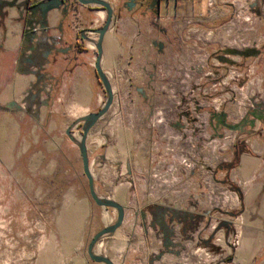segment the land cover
Listing matches in <instances>:
<instances>
[{
    "label": "crops",
    "instance_id": "0c3cea01",
    "mask_svg": "<svg viewBox=\"0 0 264 264\" xmlns=\"http://www.w3.org/2000/svg\"><path fill=\"white\" fill-rule=\"evenodd\" d=\"M47 1L0 0V168L12 171V186H43L55 171H74L78 177L75 195L63 196L68 205L55 225L43 216L35 238L40 244L33 242L38 250L31 253L33 264H104L90 258L88 247L99 231L117 220L118 212L97 205L90 190L81 192L85 185L89 189V182L74 138L82 135L79 120L99 111L107 99L95 67L98 54L93 41L98 35L92 32L104 25L107 11L64 0L44 14L37 5ZM105 1L112 5L113 22L102 42L101 67L113 87L114 100L90 130L87 147L97 194L123 205L125 218L121 227L97 243L96 253L115 264H179L182 261L159 259L179 260L185 251L191 254L202 248L218 258L208 264H264V140L250 138L249 148L225 171L221 182L231 202L228 208L219 207L216 216L199 218V224L196 217L204 201L195 200L193 189L185 197L171 195L169 205L155 204L152 195L135 191L138 185L148 187L152 148L146 138L154 132L143 129L140 122L141 91L148 90V76L152 77L140 59L154 57L156 49L164 58L167 28L177 27L179 21H213L215 1ZM236 5L251 6L253 24L259 25L255 15L264 10V0H237ZM228 12L223 7L219 13ZM128 105L138 108L130 117L125 113ZM15 195L17 202L25 196L28 202L45 198L18 190ZM163 205L193 215L172 222V239L183 245L172 247L173 252L166 251L160 227L152 226L156 213L166 208ZM208 217L215 224L208 225ZM162 252L161 258L153 260Z\"/></svg>",
    "mask_w": 264,
    "mask_h": 264
},
{
    "label": "rangeland",
    "instance_id": "374dc122",
    "mask_svg": "<svg viewBox=\"0 0 264 264\" xmlns=\"http://www.w3.org/2000/svg\"><path fill=\"white\" fill-rule=\"evenodd\" d=\"M213 1V21H179L177 27L167 28L164 58L156 49L154 57L140 59L152 72L146 83L148 90L141 91L144 105L140 122L143 129L154 132L146 138L152 148L148 187L138 185L134 189L152 195L154 203L160 205H169L171 195L185 197L193 189L196 201L207 202L198 209L196 223L210 214L216 216L219 207L228 208L231 202L226 200V187L221 182L225 171L241 151L249 148L250 138L264 140V10L255 15L259 19L255 25L251 6L240 9L237 0ZM223 7L229 8L226 16L219 13ZM246 11L249 14L242 13ZM253 47L260 50L257 56L225 53L227 49ZM133 109L138 108L125 106L126 115ZM77 178L74 171H55L43 186H12V171L0 168V264H33L31 253L38 251L33 242L40 244L35 238L43 216L50 226L55 225L60 211L68 205L63 196L75 195ZM17 190L25 195H43L44 201L28 202L25 196L17 202ZM81 192L89 194L88 187L85 185ZM208 219V225L215 222L212 217ZM210 252L200 248L191 254L185 251L179 260L166 256L159 261L208 264L218 259Z\"/></svg>",
    "mask_w": 264,
    "mask_h": 264
},
{
    "label": "water",
    "instance_id": "95a60500",
    "mask_svg": "<svg viewBox=\"0 0 264 264\" xmlns=\"http://www.w3.org/2000/svg\"><path fill=\"white\" fill-rule=\"evenodd\" d=\"M83 4H93L96 6L103 7L107 11V18L104 23V25L100 28L93 29L92 32L98 35V39L93 41L95 44V48L97 49V59H96V64L95 67L97 69V72L104 84L105 90L107 92V99L105 101V104L103 107L94 113H90L83 117L79 122H83L82 125V135L79 139H75L74 141L78 144L81 155H82V162H83V170L84 173L88 179L89 182V190H90V195L92 199L95 201V203L99 206H102L104 208H113L118 212V217L115 223L106 226L104 229L99 231L91 240L89 247H88V254L90 258L98 263H104V264H115L109 257L106 255L98 254L95 251V247L97 243L106 235L111 234L115 232L119 227L124 222L125 218V207L116 201H113L111 199H108L106 197H100L95 189L94 185V178L90 169V160H89V155H88V147H87V138L89 135L90 130L95 126V124L99 121L101 117H103L110 107L112 106L113 100H114V90L113 87L107 77V75L104 73L101 67V57H102V42L104 39V35L110 28L112 22H113V8L112 5L105 1V0H78ZM64 0H48L45 3H41L37 5L39 9L42 10V12L45 14L47 13L50 9L53 7H57L59 4L63 3ZM226 54L229 55H235L239 57H253L257 56L260 53V50L253 47V48H246L244 50H237V49H227L225 50ZM229 63H233L231 60H228ZM77 124V123H75ZM74 126V125H73ZM71 130V128H70ZM164 211L161 213L159 219L154 221L152 223L153 227H160L163 233V238H164V246L166 248V251L168 252H173L172 247H181L183 246L182 243H174L173 241V229L171 227L172 222L176 218H193L192 213L190 212H181L177 211L173 208H165L163 209ZM169 214V216H168ZM143 219L145 220L146 214L144 211L141 213ZM164 254V252L160 253L158 255V259L161 258V256ZM179 254V253H178Z\"/></svg>",
    "mask_w": 264,
    "mask_h": 264
},
{
    "label": "flooded vegetation",
    "instance_id": "af4514ba",
    "mask_svg": "<svg viewBox=\"0 0 264 264\" xmlns=\"http://www.w3.org/2000/svg\"><path fill=\"white\" fill-rule=\"evenodd\" d=\"M158 210H159V209H158ZM161 213H162V212H160V211H158V212L156 213V216H155V217H156V218H155V221H156L157 219H159V217H160Z\"/></svg>",
    "mask_w": 264,
    "mask_h": 264
},
{
    "label": "built area",
    "instance_id": "2783aa9c",
    "mask_svg": "<svg viewBox=\"0 0 264 264\" xmlns=\"http://www.w3.org/2000/svg\"><path fill=\"white\" fill-rule=\"evenodd\" d=\"M211 5H213V2H211Z\"/></svg>",
    "mask_w": 264,
    "mask_h": 264
},
{
    "label": "bare ground",
    "instance_id": "6f19581e",
    "mask_svg": "<svg viewBox=\"0 0 264 264\" xmlns=\"http://www.w3.org/2000/svg\"><path fill=\"white\" fill-rule=\"evenodd\" d=\"M94 44V43H93ZM95 45V44H94Z\"/></svg>",
    "mask_w": 264,
    "mask_h": 264
}]
</instances>
